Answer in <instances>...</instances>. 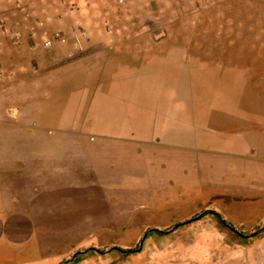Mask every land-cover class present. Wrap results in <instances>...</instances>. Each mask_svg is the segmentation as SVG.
<instances>
[{
  "label": "rangeland",
  "instance_id": "obj_1",
  "mask_svg": "<svg viewBox=\"0 0 264 264\" xmlns=\"http://www.w3.org/2000/svg\"><path fill=\"white\" fill-rule=\"evenodd\" d=\"M118 1H69L65 52L32 68L48 87L0 121L11 178L50 142L91 182L14 194L36 218L25 245L56 264H264V0ZM109 4L116 19L97 21ZM17 251L0 264L43 259Z\"/></svg>",
  "mask_w": 264,
  "mask_h": 264
},
{
  "label": "crops",
  "instance_id": "obj_2",
  "mask_svg": "<svg viewBox=\"0 0 264 264\" xmlns=\"http://www.w3.org/2000/svg\"><path fill=\"white\" fill-rule=\"evenodd\" d=\"M69 1L0 0V121L2 118L9 121L14 119L13 113L18 108V105L24 101V108L23 106H19L18 108L22 112L25 109V104L32 101L31 97H37L38 93H40L41 83L46 84V87H48L47 84L49 85L50 80H41L40 77H33L32 74L34 73L32 70L34 69L32 68L36 65L37 56L41 54L51 53V51L58 53L65 52V48L63 47L67 42V33L65 31L71 29L72 24L76 20V16L74 17L71 14L74 7L68 4L70 3ZM192 1L194 3L195 0ZM110 4L108 5V9H106L105 5L101 7V11H98L97 14V21H104L106 18V20L109 19L111 21L116 19L117 11L112 10L113 7ZM64 11H70L68 17L71 20L64 17ZM57 31H60L61 34L59 35L65 41L56 38L55 33ZM16 32L20 33L18 43L14 42ZM70 33L71 31L69 35ZM27 73H30V75H27V77H30L28 80L25 79ZM28 94H30V97ZM1 125L0 132L4 131L7 134L8 127ZM47 133L48 130L44 132V135H47ZM2 144L4 142L0 141V145ZM39 146H42V144L40 143L37 146V150L39 149V151L33 157L35 161H33L34 163L31 166L25 165V159L9 161L11 162V167L16 170L12 178L6 173V167L4 169L2 167L8 160L2 159L6 154L0 153V249L8 251L9 248V250H15L12 253V258L15 259L17 258V249L24 251V249L28 248L33 253L30 256L43 258L40 260L41 262L35 264H56L57 259L54 253L46 256L41 255V248L36 244L38 243L40 246L39 242L33 241V245H25L26 242L38 234L35 230L36 218L33 217L32 211L29 210L31 209L30 207L26 210L24 206L18 204V197L14 194H56L57 190L60 192L59 194H73L72 186L76 185L73 183V178L77 179V185H80L81 189L85 190L91 182L89 181L90 179L86 178L88 175L86 168L85 170L81 168L86 176L84 180L82 177L81 179L77 178L78 175L74 177L69 175L71 171H76L72 167L73 160L63 159L57 164L50 155V152L53 150V147L51 148L53 146L52 143L46 144L49 147L46 148L49 153L47 156L42 154L43 148ZM102 166L105 171L106 167H109V164L102 159ZM28 167H31L29 173L34 174L31 178L25 174L28 171ZM57 169L60 170V175L56 173ZM93 175L99 178V180L95 178L97 182L93 185H98L100 177L95 173ZM31 181L36 184L29 187ZM30 188L33 192H28ZM77 194L82 193L78 192ZM37 241H39L38 238ZM6 255L7 252L6 254L4 253V256ZM1 256H3V250H1ZM28 260L29 258L22 256L21 259L13 262L14 264H30L27 262Z\"/></svg>",
  "mask_w": 264,
  "mask_h": 264
},
{
  "label": "trees",
  "instance_id": "obj_3",
  "mask_svg": "<svg viewBox=\"0 0 264 264\" xmlns=\"http://www.w3.org/2000/svg\"><path fill=\"white\" fill-rule=\"evenodd\" d=\"M204 213L213 216L219 224L227 227V225L224 224L226 221L220 216L219 213H217L215 211H210V210H208ZM227 228L231 229L230 226H228ZM233 231H235V230H233ZM135 251L136 250H134V249L121 250L122 253H126V254L134 253Z\"/></svg>",
  "mask_w": 264,
  "mask_h": 264
},
{
  "label": "water",
  "instance_id": "obj_4",
  "mask_svg": "<svg viewBox=\"0 0 264 264\" xmlns=\"http://www.w3.org/2000/svg\"><path fill=\"white\" fill-rule=\"evenodd\" d=\"M262 229H264V227H263V228H261L260 230H258L257 232L261 231ZM257 232H256V233H257ZM140 245H141V244H140ZM140 247H141V246H140Z\"/></svg>",
  "mask_w": 264,
  "mask_h": 264
}]
</instances>
